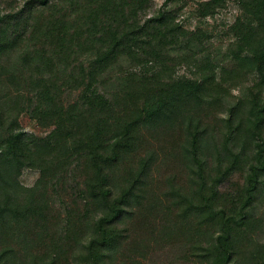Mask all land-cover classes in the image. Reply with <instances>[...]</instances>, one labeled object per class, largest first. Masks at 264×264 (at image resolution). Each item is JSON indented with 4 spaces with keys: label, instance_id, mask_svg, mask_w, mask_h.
Masks as SVG:
<instances>
[{
    "label": "trees",
    "instance_id": "trees-1",
    "mask_svg": "<svg viewBox=\"0 0 264 264\" xmlns=\"http://www.w3.org/2000/svg\"><path fill=\"white\" fill-rule=\"evenodd\" d=\"M152 1L25 0L0 14V58L28 48L0 71L14 95L0 103V264H136L176 238L198 264H264V0H232L221 63L193 51L210 36L182 26L172 0L141 17ZM23 113L49 131H24ZM153 145L174 148L186 178L163 196ZM24 168L39 172L31 186Z\"/></svg>",
    "mask_w": 264,
    "mask_h": 264
},
{
    "label": "rangeland",
    "instance_id": "rangeland-1",
    "mask_svg": "<svg viewBox=\"0 0 264 264\" xmlns=\"http://www.w3.org/2000/svg\"><path fill=\"white\" fill-rule=\"evenodd\" d=\"M25 0H0V14L10 11L11 9H16L21 7L22 3ZM198 0H172L166 5V8H169L174 11L176 20L185 28L188 29H196L199 28L209 34V39L206 40L203 44L197 45L193 49V51L197 50L200 54L203 52L204 54H209L215 62L221 63L225 60V52L226 47L231 40V36L228 33L229 25L234 21L235 17L239 14V11L236 7V4L232 0H226L225 4L220 7L217 12L205 19H200L195 14L196 2ZM163 4V0H153L149 6V8L142 14L141 17L145 18L155 14L158 8ZM28 50L27 46H23L21 48L16 49L15 51L9 52L6 55L0 58V65L3 66V70L1 74L6 73L7 71L12 70V66H14L22 56L23 52ZM187 48L185 46L171 50L172 53H180L186 51ZM128 63L122 60L119 64H117L110 72V76H115V71L119 66L125 67ZM178 74H181L185 71L184 66H180L176 68ZM6 74L2 75V78L5 79ZM120 76V75H119ZM251 83V81L246 82L245 85L239 86L236 89H232L231 93L227 96L225 100V105L221 106L224 111V107H228L232 104H235L236 101L240 98H244L246 94L245 86ZM116 86V79H111L105 83V90L111 91ZM247 87V86H246ZM13 95V88L11 85H6V81L0 84V103L6 104L7 99ZM69 98V95L67 96ZM218 114H215V111L209 117V120L216 118H225V114L223 111H218ZM19 125L20 127L26 131L31 132L36 135H44L49 131L48 127H43L37 124L34 120L30 119L26 113H23L19 116ZM174 140V139H173ZM170 141V139H169ZM171 142L166 146L167 149L171 148ZM158 145H153L150 148L156 151V159L157 163L153 169L152 175L154 181L157 183L159 188H156L154 192L159 194V192H163L160 196L166 191L167 180L175 181L176 183H181L186 180L183 172V164L180 159L174 154L169 152L162 151L157 147ZM39 176L38 170L32 168H24L20 175V181L24 186H31L34 184L36 179ZM237 181H240L238 177H236ZM229 184H224L223 190H227ZM156 187V186H155ZM163 188V189H162ZM166 188V189H164ZM264 206V205H263ZM260 216L264 217V208L259 210ZM156 229L158 227L157 222L153 225ZM141 235L139 239L142 237L147 238L149 234H145L144 231H138ZM257 238L260 241L264 242V230H262ZM148 239V238H147ZM152 240V239H151ZM149 240V241H151ZM167 241H158L153 240L151 242V248L148 252L136 256V264H198L195 261L188 258L187 252L188 247L185 245V242L181 239H174L173 244H169Z\"/></svg>",
    "mask_w": 264,
    "mask_h": 264
}]
</instances>
